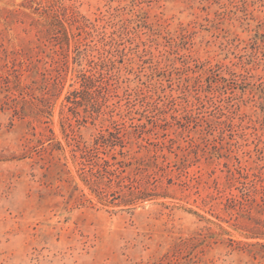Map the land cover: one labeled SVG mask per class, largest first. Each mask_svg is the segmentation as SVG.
Listing matches in <instances>:
<instances>
[{"label": "rangeland", "instance_id": "obj_1", "mask_svg": "<svg viewBox=\"0 0 264 264\" xmlns=\"http://www.w3.org/2000/svg\"><path fill=\"white\" fill-rule=\"evenodd\" d=\"M253 183L264 0H0V264H264Z\"/></svg>", "mask_w": 264, "mask_h": 264}, {"label": "trees", "instance_id": "obj_2", "mask_svg": "<svg viewBox=\"0 0 264 264\" xmlns=\"http://www.w3.org/2000/svg\"><path fill=\"white\" fill-rule=\"evenodd\" d=\"M93 77H89V76H85V75H82V81H81V86H82V90H79V91H74V95L75 97H78V93H86L87 95H90L89 93V89L93 87L94 85V81L92 80ZM100 86V85H99ZM107 85H101L100 87L102 88H107L106 87ZM92 93V92H91ZM94 94V92H93ZM91 98H93L91 96ZM71 102H75V101H71ZM77 103V102H75ZM243 197L244 200L248 201V205L246 208H244V206H241V208L246 211L248 214L251 213L252 209L255 208L258 212H264V185H261L260 188L257 187V184L256 183H253L252 184V189H248V190H244L243 191ZM257 194H261L260 196V200L261 202H258L256 200V197L255 195ZM240 204H243V202H240ZM263 234L264 236V230H260V231H257L254 233V236H261Z\"/></svg>", "mask_w": 264, "mask_h": 264}]
</instances>
